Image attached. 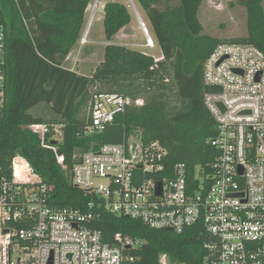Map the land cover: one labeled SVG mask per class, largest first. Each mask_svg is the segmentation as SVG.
I'll use <instances>...</instances> for the list:
<instances>
[{"label":"trees","instance_id":"1","mask_svg":"<svg viewBox=\"0 0 264 264\" xmlns=\"http://www.w3.org/2000/svg\"><path fill=\"white\" fill-rule=\"evenodd\" d=\"M206 1L139 0L163 59L156 62L141 51L109 44L88 77L63 64L81 36L91 0H1L0 26L6 39L0 67L6 79L0 109V185L11 178L12 160L20 155L49 189L50 207L88 212L90 204L100 200L73 184L74 165L85 154L122 144L135 134L143 146L157 143L165 149V175L178 165L185 166L193 185L210 175L218 154L209 141L217 134V122L205 97L218 90L205 83L204 66L224 43L252 44L264 52V0L240 1L247 11L248 34L229 41L205 34L199 12ZM103 22L110 43L130 24L131 14L124 4L108 3ZM99 87L143 104L127 107L102 131L86 134L90 117L82 116L94 95L102 93ZM42 106L53 119L33 114ZM34 125L60 126L62 140H52L51 129L43 140L32 131ZM55 151L64 158L62 165ZM93 211L96 217L88 225L101 233L104 243L116 246L117 234L134 241L135 248L124 253L134 257L135 264H158L161 254L176 264L203 263L209 239L203 225L177 234L98 207Z\"/></svg>","mask_w":264,"mask_h":264},{"label":"built area","instance_id":"2","mask_svg":"<svg viewBox=\"0 0 264 264\" xmlns=\"http://www.w3.org/2000/svg\"><path fill=\"white\" fill-rule=\"evenodd\" d=\"M5 39L0 26V65ZM204 78L218 90L205 97L217 122L209 141L218 154L210 175L197 185L188 183L184 165L165 175V149L130 137L85 154L71 171L73 184L99 204L88 212L57 210L47 204L49 189L31 164L16 155L11 178L0 185V264H135L124 253L136 246L130 237L117 234L116 246L109 245L88 225L94 207L177 234L203 225L209 239L202 264H264V52L252 44H221L207 59ZM5 79L0 67V109ZM142 104L118 94L94 95L86 134ZM31 129L43 140L51 129L52 140H62L60 126ZM55 154L62 165L64 158ZM158 264L176 263L161 254Z\"/></svg>","mask_w":264,"mask_h":264},{"label":"rangeland","instance_id":"3","mask_svg":"<svg viewBox=\"0 0 264 264\" xmlns=\"http://www.w3.org/2000/svg\"><path fill=\"white\" fill-rule=\"evenodd\" d=\"M132 1L139 12V16L131 7L130 0H91L85 15L81 36L74 47L72 55H69L65 60L64 68L79 75L91 76L96 67L103 61L105 48L109 44L124 45L143 53L149 52L148 48L151 47L150 56H155L156 62L162 60L163 58L160 56L162 53L139 0ZM172 1L174 4L179 3V0ZM240 1L207 0L199 12V18L205 28V34L225 41L246 36L248 34L247 11L240 4ZM108 3L124 4L131 14L130 24L123 28L110 43L106 40L103 22L104 6ZM159 6L164 8L162 4ZM147 36H150L153 43H150ZM96 90L94 89L93 91L95 92ZM98 91L108 93V90L100 87ZM89 113L90 107L85 110V114L82 117L88 120L90 117ZM33 114L47 120L53 119L52 113L45 106L40 107ZM129 142L139 145L138 134L132 136ZM102 182L106 184L105 180Z\"/></svg>","mask_w":264,"mask_h":264},{"label":"bare ground","instance_id":"4","mask_svg":"<svg viewBox=\"0 0 264 264\" xmlns=\"http://www.w3.org/2000/svg\"><path fill=\"white\" fill-rule=\"evenodd\" d=\"M130 4H131V7L133 8L134 12L139 16V12L137 11V9H136V7H135V4H134V2H133L132 0H130ZM140 20H141V18H140ZM141 23H142V21H141ZM144 31H145V29H144ZM147 37H148V36H147ZM148 39H149L150 43H153V41H152V39L150 38V36L148 37Z\"/></svg>","mask_w":264,"mask_h":264},{"label":"crops","instance_id":"5","mask_svg":"<svg viewBox=\"0 0 264 264\" xmlns=\"http://www.w3.org/2000/svg\"><path fill=\"white\" fill-rule=\"evenodd\" d=\"M150 50H151V47L148 48V51H149V52H150ZM149 52H144V53L149 54ZM70 55H72V53H71ZM149 55H150V54H149ZM160 56H162V55H160ZM160 56H159V57H160ZM154 58H156V57L154 56Z\"/></svg>","mask_w":264,"mask_h":264},{"label":"water","instance_id":"6","mask_svg":"<svg viewBox=\"0 0 264 264\" xmlns=\"http://www.w3.org/2000/svg\"><path fill=\"white\" fill-rule=\"evenodd\" d=\"M0 115H2V111L0 110ZM5 233H7V231L5 232ZM130 249V248H129Z\"/></svg>","mask_w":264,"mask_h":264}]
</instances>
